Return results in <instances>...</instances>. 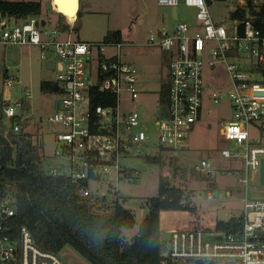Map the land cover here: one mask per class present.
Listing matches in <instances>:
<instances>
[{
    "label": "built area",
    "instance_id": "1",
    "mask_svg": "<svg viewBox=\"0 0 264 264\" xmlns=\"http://www.w3.org/2000/svg\"><path fill=\"white\" fill-rule=\"evenodd\" d=\"M216 1L157 0L159 6L173 9L178 22L172 32L162 29L150 33L146 44L171 57L168 108L154 118L156 142L174 152L184 149L200 122L209 88L205 70H209L212 81L225 74L233 120L220 130L227 143L220 156L241 164L242 171L236 175L245 189L244 214L236 219L240 226L237 233H219L216 224L214 230H169L161 264H264V200L249 198V186L254 181L264 187V20L259 21L264 0H225L233 5L225 24L216 23L211 16L209 9ZM181 5L196 11L197 27L179 21ZM241 12L245 13L242 19H233ZM42 22L46 23L42 17L17 19L0 11V46L39 48L47 65H54L51 71L55 74L59 108L48 122L61 130L54 136L58 146L54 157L41 161L45 171L52 177L71 180L82 199L94 198L91 183L101 185L112 173L118 183L136 182L141 174L136 165L139 159L150 156L153 142L143 127L141 113L123 106L124 100L133 103L140 98L138 70L120 59L125 45L80 42L70 34L64 37L57 28H48L47 23L42 26ZM108 48L115 50L112 58L104 55ZM3 78L5 90L13 95L20 91L15 101L4 100L2 114L10 123L7 138L9 133L21 131V124H12V120L32 100V93L17 74L6 72ZM217 90L210 89L216 104L223 99ZM93 92L115 96L116 104L92 107ZM129 161L132 165H127ZM195 170L207 178H216L220 173L206 160ZM112 192L119 193L117 189ZM218 195L209 192L207 199L212 201ZM118 201L128 208L127 202ZM16 212L15 198L0 195V264H66L60 254L41 249L26 227L12 230L11 218Z\"/></svg>",
    "mask_w": 264,
    "mask_h": 264
},
{
    "label": "rangeland",
    "instance_id": "2",
    "mask_svg": "<svg viewBox=\"0 0 264 264\" xmlns=\"http://www.w3.org/2000/svg\"><path fill=\"white\" fill-rule=\"evenodd\" d=\"M27 1L42 4V18L46 20L48 28H56L57 24L62 22L70 26L66 18L63 17L61 21L60 15L50 9L52 0ZM209 10L216 23L225 24L231 17L233 5L225 0H217ZM178 15L179 21L189 22L193 27L198 26L194 9L181 5L178 8ZM78 19V29L72 35L76 40L104 43L111 33L121 32V35L123 34L121 43L125 45L121 50V61L123 63L129 60L136 61L140 69L148 66L146 70L153 71V77L144 75L148 81L152 78V83H149L147 88L154 90L159 86L161 89V81H157L154 74L158 77L156 73L159 72L160 80L163 79L170 57L162 50L148 47L146 44L150 33H156L162 29L173 31L178 22L174 18L173 9L159 6L157 0H80ZM76 23L77 20L74 26ZM104 55L106 58H111L115 56V50L108 48ZM151 64H156L159 68L150 67ZM208 71V69L205 70L206 82L211 87L209 86L204 95L201 121L188 145L180 151L174 152L169 148L157 146L154 118L161 111L158 94L151 93L152 96H146L140 91L139 100L133 103H127L123 99L125 110L139 111L142 118L144 117L143 127L153 142L148 153L151 157L161 159L159 165L144 164L147 171L141 173L134 183L124 180L118 183L112 173L101 185L97 183L90 185L91 192L95 196H109V192L117 189L119 197L127 200L128 209L136 217L135 227L124 230L127 240L137 236L139 226L149 213L146 201L157 195L162 176L169 177L170 182L175 186L187 190L189 201L193 203L196 210L195 215L188 212H164L162 227L166 238L169 237L167 232L172 229L188 230L197 227L203 230H214V224L217 222L239 219L244 214L245 189L239 184V178L236 175V172L242 171L241 164L226 161L220 156L221 149L227 145L220 136V130L233 120V108L227 97L229 81L225 74L211 81ZM6 72L17 74L23 85L32 93V100L26 102L18 112L19 117L27 125L25 132L33 136L34 143L37 140L41 142L46 158L54 157L58 148L54 136L61 127L48 122V119L55 113L59 96L51 89L44 90L42 84L47 81L55 87V74L48 68L47 62L41 58L39 48L0 46V114L5 107L4 100L13 102L20 96V91L13 95L5 90L3 77ZM212 87L217 88L219 94L223 96L218 104L211 99ZM5 123L10 128V123L6 121ZM204 160L216 166L220 172L216 178L208 179L195 170V167ZM127 165H132L131 161ZM209 180H215L218 191H212ZM209 192H218L219 195L210 201L207 199ZM249 192L251 201L264 200V187L257 182L254 181L249 186ZM95 196L94 198H97ZM60 256L66 264H89L70 246L64 248Z\"/></svg>",
    "mask_w": 264,
    "mask_h": 264
},
{
    "label": "trees",
    "instance_id": "3",
    "mask_svg": "<svg viewBox=\"0 0 264 264\" xmlns=\"http://www.w3.org/2000/svg\"><path fill=\"white\" fill-rule=\"evenodd\" d=\"M42 9L39 2L0 3L1 12L17 19L42 17ZM59 15L62 21L63 15ZM259 15V21L264 20V6ZM244 16L245 13L241 12L232 17L242 19ZM78 22L79 19L73 31H77ZM56 28L64 33L71 30L64 22L58 23ZM121 42V32L117 31L108 35L104 43ZM42 88L57 93L50 82H43ZM168 93V88L160 93L161 111L168 108ZM115 104L113 95L92 94V107ZM15 123L21 124V131L9 133L6 138L8 127L0 114V195H11L16 200L17 212L11 218L14 232L26 227L41 249L60 254L70 246L89 264H161L168 242L161 227L162 214H196L187 190L162 176L157 195L146 201L149 213L139 226L137 236L127 240L124 230L135 227L136 217L119 203V193L109 192V196L102 198L82 199L71 180L52 177L45 171L41 162L45 157L43 145L39 140L33 143V136L25 132L27 125L19 116L12 120V124ZM139 160L145 165L161 164L157 157L146 156ZM209 185L212 191H218L215 180H209ZM239 229L236 219L217 222L215 226V231L226 234L237 233Z\"/></svg>",
    "mask_w": 264,
    "mask_h": 264
},
{
    "label": "crops",
    "instance_id": "4",
    "mask_svg": "<svg viewBox=\"0 0 264 264\" xmlns=\"http://www.w3.org/2000/svg\"><path fill=\"white\" fill-rule=\"evenodd\" d=\"M174 14H175V12H174ZM174 18L176 19V17L174 16ZM76 20H78V16L75 18V22H76ZM74 24V23H73ZM71 26L72 27H74V25H70V28H71ZM73 32H75V31H73V28H72V30H70L69 32H66V33H64V37L65 36H68L69 34H70V36H71V38L72 39H75V38H73ZM122 39H123V34H122ZM76 40V39H75ZM77 41H80V42H85V43H92V42H86V41H81V40H77ZM159 49V48H158ZM166 54V53H165ZM168 55V54H167ZM169 57H170V55H168ZM112 58V57H111ZM123 62V61H122ZM170 62H171V57H170V60H169V62H168V66H167V69H166V75H162L163 76V79L161 78V80H160V73L159 72H157L156 73V71H154L157 75H158V77L154 74V77H156V80L157 81H161V83H160V88L161 89H159V86H158V88H156V89H148L147 87V85L150 83H152V78L151 77H153V71L152 72H148L146 69L148 68V66H145V69H140L138 66H137V62L136 61H128V62H125L124 64H127V65H131V66H133V67H135L137 70H138V78H139V84H138V86H139V90L140 89H144V90H140L141 92H143V93H145V95L146 96H152V94L151 93H155V94H158V101H160V93H161V91H162V89H163V87H165V89L166 88H168L169 89V84H168V72H169V65H170ZM139 69H138V68ZM150 67H157V69L159 68L156 64H151L150 65ZM50 69V68H49ZM51 70V69H50ZM141 72H143V73H141ZM147 73V74H146ZM149 74V75H148ZM147 75V76H151L150 78V80L151 81H148L147 80V78L145 77V76ZM141 76V77H140ZM212 81V80H211ZM158 84V83H157ZM210 87H211V85L210 84H208ZM213 85V84H212ZM143 87V88H142ZM213 88V87H212ZM160 90V91H159ZM141 94V93H140ZM157 96V95H156ZM144 118V117H143ZM202 118V117H201ZM200 121H201V119H200ZM200 123V122H199ZM199 123H198V125H199ZM197 125V126H198ZM197 128V127H196ZM34 143V142H33ZM140 163H143L144 164V162L143 161H141ZM216 167V166H215ZM211 179V178H210ZM212 179H214V178H212ZM161 221H162V219H161ZM161 227H162V222H161ZM164 229H163V227H162V231H163Z\"/></svg>",
    "mask_w": 264,
    "mask_h": 264
},
{
    "label": "water",
    "instance_id": "5",
    "mask_svg": "<svg viewBox=\"0 0 264 264\" xmlns=\"http://www.w3.org/2000/svg\"><path fill=\"white\" fill-rule=\"evenodd\" d=\"M55 1V0H54ZM64 2V1H63ZM210 4V3H209ZM61 5H58V9H60ZM51 10L52 6L50 7ZM72 10V9H71ZM69 11V10H68ZM80 11V0H74V8L71 11V13H74V15L77 17ZM57 13L63 15L64 17V13L58 11ZM45 22H42V26H45ZM53 63H50L48 68L53 69ZM59 108V103L56 104V109ZM136 169L140 172V173H145L147 171L146 166L143 163H138L136 165ZM261 184L264 186V160L262 161V165H261Z\"/></svg>",
    "mask_w": 264,
    "mask_h": 264
},
{
    "label": "bare ground",
    "instance_id": "6",
    "mask_svg": "<svg viewBox=\"0 0 264 264\" xmlns=\"http://www.w3.org/2000/svg\"><path fill=\"white\" fill-rule=\"evenodd\" d=\"M52 1H53L52 3L54 5L55 11L63 12L64 18H66L67 22L70 25H74L73 23H75L76 16L74 15V13H71V11L74 8V0H55V1L52 0ZM58 5H61L60 9H58Z\"/></svg>",
    "mask_w": 264,
    "mask_h": 264
},
{
    "label": "flooded vegetation",
    "instance_id": "7",
    "mask_svg": "<svg viewBox=\"0 0 264 264\" xmlns=\"http://www.w3.org/2000/svg\"><path fill=\"white\" fill-rule=\"evenodd\" d=\"M57 104V103H56Z\"/></svg>",
    "mask_w": 264,
    "mask_h": 264
}]
</instances>
